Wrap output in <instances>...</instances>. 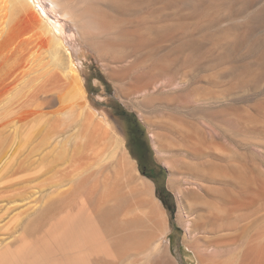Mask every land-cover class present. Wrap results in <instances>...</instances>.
I'll return each mask as SVG.
<instances>
[{
    "label": "rangeland",
    "instance_id": "rangeland-1",
    "mask_svg": "<svg viewBox=\"0 0 264 264\" xmlns=\"http://www.w3.org/2000/svg\"><path fill=\"white\" fill-rule=\"evenodd\" d=\"M73 4L79 11H98L95 13L98 18L105 23L107 21L112 28L111 35H105L109 50L106 57H102L87 46L69 20L52 13V17L61 24L59 26L65 29L63 41L72 51L83 77L87 103L104 117L112 134L123 141L124 147L127 143L122 122L116 116L114 102L106 97L107 92L114 91L121 102V92L117 90V83L109 78L106 63L118 69L131 60L134 66L125 82L133 83L137 75L144 74L153 86L145 95L133 93L121 103L136 115L144 127L156 171L162 176L151 180L133 168L129 175L131 181L153 182L154 196L163 206L169 229L160 251L147 254L142 246L118 257L109 256L110 259L114 258L116 264H264L260 250L264 241V0H74ZM123 30L146 40L138 46L131 37L126 41L117 39L122 37L118 33ZM157 64L166 65L167 69L157 70ZM209 83L222 99L203 101L197 96L198 89ZM146 95H153L157 102L142 107L139 102ZM213 102H216L214 106L211 105ZM141 115L147 117L152 126L144 123ZM171 118L199 126L210 140L237 151L238 163L246 169L244 171L252 175V179L257 177H254L257 184L253 179L256 186L253 185L249 195L254 202L250 207L252 215L237 226L242 228L247 223V226L255 224L247 237L243 234L241 237L237 232L233 234L235 239L224 241L221 236L224 232L204 225L198 220L197 212L189 208L185 195L192 184L184 165L185 162L197 161V158L180 140L181 134L171 126L166 127ZM71 129L74 127L62 126L59 136L55 135L53 140L57 137L65 139ZM27 132L20 133L18 140L26 135L23 140H27V145L23 141L15 163L30 151L33 134L28 135ZM151 133L163 144L162 153L153 147ZM91 151V145H88L83 157H90ZM131 159L138 169L135 158L132 156ZM32 163L30 169L0 180V264L5 260L9 262L5 264H14L23 250L30 251L31 264H101L102 261L106 264V226L82 225L77 218L82 215V201L77 199L75 202L70 193L66 194L68 197L58 198L60 201H56V205L54 200L53 205L51 203L44 209L45 212L41 210L40 201L35 199L50 192L53 180L48 175L54 172ZM65 167L61 171L72 170ZM103 170L106 171V167ZM96 171L100 174L95 172L89 178L93 181L88 180V184L99 181L102 170ZM64 174L68 173L58 172L56 176L66 178ZM43 178H46L44 182ZM26 179H34L33 190H38V193L30 199L20 200L15 206L11 205L9 196L17 191L7 187ZM121 189L122 192L128 189L124 182ZM111 199L114 206L118 201ZM35 204L37 210L31 208ZM102 205L105 208L106 202ZM77 211L79 215L75 213ZM68 213L72 215V222L66 219L70 218ZM125 215L122 211L117 219H124ZM108 235L111 246L114 235Z\"/></svg>",
    "mask_w": 264,
    "mask_h": 264
},
{
    "label": "bare ground",
    "instance_id": "bare-ground-1",
    "mask_svg": "<svg viewBox=\"0 0 264 264\" xmlns=\"http://www.w3.org/2000/svg\"><path fill=\"white\" fill-rule=\"evenodd\" d=\"M73 2L74 0H0V180L30 169L32 162L43 169L46 167L50 173L54 172L48 175L53 180L50 192L35 199L36 202L40 201V209L44 211L49 204L53 205L54 200L56 205V201H60L58 198L68 197L66 196L68 193L72 194L70 197L74 196L75 202L77 199L79 202L81 200L82 215L77 218H80L81 224L87 227L106 226V264H116L114 258L110 259L109 256L118 257L128 250L141 249L142 246L143 252L147 254L160 251L163 238L169 229L168 218L163 206L154 196L153 182L141 183V179L140 182L131 181L130 170L133 168V171L138 172L135 161L123 146V141L114 137L104 117L86 101L83 77L72 51L63 41L65 29L59 26L61 24L52 17V13L69 20L87 46L102 57H106L109 50L106 36L111 35L112 28L107 21L105 23L98 18V11L95 12L93 9L79 11ZM122 32L118 33L119 37H122L117 39L126 41V38H132L131 40H135L138 46L147 38L143 40L135 34ZM114 39L110 38L112 41ZM106 66H109V78L117 83V90L121 92L120 98L125 102L133 93L145 95V92L153 87L144 74L137 75L133 83L125 82L134 66L131 60L128 65L118 69L112 68L110 63H106ZM165 66L157 64L156 69L165 71L167 69ZM210 84L212 83L203 86L202 89L199 88L197 96L203 101L222 99L223 97L215 92L217 89L215 91L211 89ZM143 97L142 101L137 100L142 107L152 106L157 102L153 95ZM215 104L216 102H213L211 105ZM97 116L99 121L95 119ZM141 117L147 125L152 124L147 117L143 115ZM91 121L95 122V126L91 125ZM187 122L173 118L166 123V127L176 129L181 134L180 140L197 158V161L185 162L184 165L191 176L192 184L185 195L189 208L197 212L198 220L204 225H210L214 231L224 232L225 234L221 235L224 241L233 240L237 232L239 236L243 234L247 237L255 224L247 226V223L242 228L237 226L240 222L250 219L252 215L250 207L254 202L249 195L254 188L253 179L257 177L254 176L252 179V175L244 171L246 169L238 163L237 151L228 146L222 147L224 146L222 144L218 145L205 135L201 127ZM62 126L74 129L70 130L65 139L57 137L53 140L55 135L59 136ZM22 131H28L26 133H29L28 135L33 134V137H30L31 141L29 139L31 148L18 163H15L21 153L23 137H26L23 133L25 136L18 140ZM158 138L151 133L153 147L162 153L163 144H160ZM25 141L27 145V140ZM88 145L89 147L91 145L93 151L90 152V157H83ZM62 167H71L72 170L65 172L64 169V173L68 174H64L66 176L63 177L66 178L59 179L56 175L63 172ZM104 167L106 171L103 170ZM96 170L100 172L102 170L99 181L88 184L92 180L89 178L95 172L99 173ZM45 179L43 178L42 182ZM33 182L34 179H26L9 185L7 188L17 192L9 196L8 203L15 206L20 200L35 196L38 190H33ZM123 182L128 188L126 192H122L121 189ZM19 184L23 185L17 187ZM19 188L24 190L19 191ZM111 198L118 201L114 206H112L114 203L111 204L114 201ZM71 202L74 204V200ZM103 202H106L105 208ZM36 205L31 208H35ZM122 211L127 217L118 220V214ZM75 213L79 215L78 211ZM68 215L70 218L66 219L70 220L72 215L69 213ZM63 218L65 220V217ZM109 233L114 235L111 246L108 242ZM218 236L216 237H221ZM30 259H32L30 251L23 250L14 260V264H23ZM30 262L28 264H31ZM5 263H9L8 260L2 262Z\"/></svg>",
    "mask_w": 264,
    "mask_h": 264
},
{
    "label": "flooded vegetation",
    "instance_id": "flooded-vegetation-1",
    "mask_svg": "<svg viewBox=\"0 0 264 264\" xmlns=\"http://www.w3.org/2000/svg\"><path fill=\"white\" fill-rule=\"evenodd\" d=\"M111 99L114 102L116 116L122 122V127L124 128L127 148L137 161L141 172L151 180L161 178L162 174L156 171L144 127L131 110L127 109L117 99Z\"/></svg>",
    "mask_w": 264,
    "mask_h": 264
},
{
    "label": "water",
    "instance_id": "water-1",
    "mask_svg": "<svg viewBox=\"0 0 264 264\" xmlns=\"http://www.w3.org/2000/svg\"><path fill=\"white\" fill-rule=\"evenodd\" d=\"M106 97H110V98L118 99V98L115 96V92H114V91H109V92H107ZM121 102H122V101H121ZM95 119H96V121H99V120H98V116L95 117ZM91 122H92L91 125L95 126V124H94L95 122H93V121H91ZM125 147H126L128 153H129V155L132 157V155H131L129 149L127 148V146H125ZM138 171L141 172L139 166H138ZM140 174H141V173H140ZM143 176H144V177H147L145 174H143ZM147 178H148V177H147ZM156 194H158V193L156 192ZM262 248H263V250H262ZM260 250H261V255L264 257V241H263L262 244H261Z\"/></svg>",
    "mask_w": 264,
    "mask_h": 264
},
{
    "label": "trees",
    "instance_id": "trees-1",
    "mask_svg": "<svg viewBox=\"0 0 264 264\" xmlns=\"http://www.w3.org/2000/svg\"><path fill=\"white\" fill-rule=\"evenodd\" d=\"M162 167V166H161ZM164 173V172H163Z\"/></svg>",
    "mask_w": 264,
    "mask_h": 264
}]
</instances>
